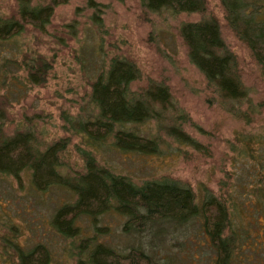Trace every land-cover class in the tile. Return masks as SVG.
Returning a JSON list of instances; mask_svg holds the SVG:
<instances>
[{
  "label": "rangeland",
  "instance_id": "1",
  "mask_svg": "<svg viewBox=\"0 0 264 264\" xmlns=\"http://www.w3.org/2000/svg\"><path fill=\"white\" fill-rule=\"evenodd\" d=\"M29 1L32 6L52 2ZM207 3L209 15L222 25L223 38L238 59L249 101L224 102L189 62L179 29L184 23L199 21L200 15L151 14L139 0H69L55 8L45 32L30 25L20 37L0 45V136L30 129L41 150L64 141L61 171L71 177L83 171L86 151L93 153L100 167L138 185L168 179L189 185L199 201L205 194L222 197L230 208V230H247L252 243L263 246V72L228 28L219 1ZM19 4L20 0H0V16L17 17ZM39 56L52 70L41 85L26 84L24 61ZM114 58L130 60L140 69L141 79L133 90L146 88L150 81L170 88L175 108L164 114L160 124L178 125L197 148L176 142L155 122L141 130L148 132L146 137L161 138L157 155L123 153L112 147V140L96 149L89 146L87 137L71 123L94 119L91 86ZM7 59L18 64L4 68ZM5 72L8 79L3 84ZM73 200L62 188L38 192L28 173L20 181L0 175V264L16 261L9 241L25 251L44 245L52 253L53 264H75L69 254L72 241L58 235L51 223L55 212ZM125 223L126 218L112 211L94 225L83 218L78 225L85 236L97 234L98 226L104 235L100 241L127 251L139 240L123 232ZM201 223L197 219L184 227L166 229L170 235L154 239L145 233L143 244H157L172 254L186 251V256L194 245L204 244Z\"/></svg>",
  "mask_w": 264,
  "mask_h": 264
},
{
  "label": "trees",
  "instance_id": "2",
  "mask_svg": "<svg viewBox=\"0 0 264 264\" xmlns=\"http://www.w3.org/2000/svg\"><path fill=\"white\" fill-rule=\"evenodd\" d=\"M224 20L239 42L251 52L264 77V0H218ZM69 0H52L47 6H32L20 0L18 16H0V45L20 37L27 26L45 32L51 24L55 8ZM142 9L151 14L166 12L172 16L198 14L197 22H187L179 29L187 49L189 62L202 74L209 88L224 102L249 101L239 70L238 59L226 44L222 25L208 13L207 0H139ZM25 62V83L39 86L46 81L51 65L42 57ZM17 61L7 59L4 68ZM8 72L2 83H6ZM141 79L137 65L124 58H114L106 70L97 75L91 86L94 119L71 125L88 139L93 149L112 140V147L123 153L157 155L161 138L146 137L142 126L160 124L174 99L164 83L150 81L144 89L133 90ZM21 83V86H25ZM1 119V118H0ZM166 128L176 142L197 148V144L178 125ZM64 141L41 150L35 132L27 129L0 136V175L18 181L26 173L35 190L45 193L52 188L69 191L74 200L61 206L54 214L52 227L65 240H71L70 258L75 264H264V245L255 246L248 231L230 230V208L222 197L205 194L201 201L193 189L173 180H153L136 184L125 176L100 167L93 153L83 154V171L73 177L65 175L62 154ZM114 211L126 218L123 232L139 243L127 251L99 240L97 234L85 236L78 222L90 219L96 224L100 217ZM200 219L203 245H194L185 252L172 254L157 244H143V235L158 238L170 235L166 229L184 227ZM167 231V230H166ZM8 248L16 254L10 264H53V256L44 245L25 251L13 241ZM206 245V248H205ZM183 251V250H182Z\"/></svg>",
  "mask_w": 264,
  "mask_h": 264
}]
</instances>
